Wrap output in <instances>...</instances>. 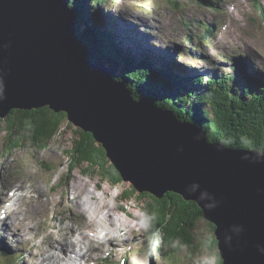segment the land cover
Masks as SVG:
<instances>
[{
    "label": "water",
    "instance_id": "obj_1",
    "mask_svg": "<svg viewBox=\"0 0 264 264\" xmlns=\"http://www.w3.org/2000/svg\"><path fill=\"white\" fill-rule=\"evenodd\" d=\"M69 5L0 0V118L63 114L137 194L194 202L215 228L222 264H264V155L209 142L198 125L134 100L106 66L81 55Z\"/></svg>",
    "mask_w": 264,
    "mask_h": 264
},
{
    "label": "rangeland",
    "instance_id": "obj_2",
    "mask_svg": "<svg viewBox=\"0 0 264 264\" xmlns=\"http://www.w3.org/2000/svg\"><path fill=\"white\" fill-rule=\"evenodd\" d=\"M112 1L102 7V20L110 24L119 18L114 21L115 30L125 50L138 57L148 55L159 70L164 63L181 74L197 71L204 77L219 76L234 72L241 63L247 73L264 76V0H207L209 6L195 0ZM183 22L193 24L194 39L189 44ZM208 25L213 32L201 42ZM198 46L200 53L194 52ZM153 56L160 57L162 64ZM64 119L47 146L24 142L7 153L1 130L5 122L0 118V253L8 250L10 254H0V264H39L41 257L56 256V250L43 254L52 238L58 243L72 239L74 250L81 253L71 229L73 235L85 233L98 240L93 251L82 250L92 255L89 264H213L214 256L203 249L195 255L186 249L148 251L141 205L121 200L129 184L114 188L83 176L79 169L68 176L66 152L79 136L78 128ZM17 197L24 220L14 218L19 211L9 216L13 214L9 204L19 208ZM207 223L203 219L197 225L198 243L208 238Z\"/></svg>",
    "mask_w": 264,
    "mask_h": 264
},
{
    "label": "trees",
    "instance_id": "obj_3",
    "mask_svg": "<svg viewBox=\"0 0 264 264\" xmlns=\"http://www.w3.org/2000/svg\"><path fill=\"white\" fill-rule=\"evenodd\" d=\"M109 1L70 0L69 7L76 17V46L85 59L108 67L116 80L124 82L135 100H146L171 111L180 121L198 125L209 142L264 155V76L247 73L241 63L234 72L219 76L204 77L197 71L181 74L171 64H162L160 57L153 56L155 62L162 64L159 70L149 61L148 55L138 57L126 51L117 37L119 32L100 18L102 7ZM195 1L209 6L207 0ZM192 25L185 22L188 44L194 39L190 33ZM204 31L201 42L207 41L213 32L210 25L205 26ZM201 49L198 46L194 52ZM61 118L64 117L53 115L47 109L10 111L3 118L5 123L1 128L9 148L7 153L24 142L37 147L47 146L61 128ZM77 133L79 139L66 152L68 176L79 169L87 178L100 179L114 188L120 186L121 179L103 148L89 134L79 130ZM121 200H135L141 205L143 238L148 251L170 253L186 249L195 255L203 249L214 256L213 264H222L212 224L207 223L208 238L197 242L195 232L203 216L194 202L184 201L173 193L157 199L149 194H137L132 188H128ZM0 254L10 256L8 250Z\"/></svg>",
    "mask_w": 264,
    "mask_h": 264
},
{
    "label": "bare ground",
    "instance_id": "obj_4",
    "mask_svg": "<svg viewBox=\"0 0 264 264\" xmlns=\"http://www.w3.org/2000/svg\"><path fill=\"white\" fill-rule=\"evenodd\" d=\"M258 7H260V5L258 6ZM261 11L263 12V10L261 9ZM102 17L103 16H101V19H102ZM101 21V20H100ZM119 22V18L117 19V21H116V19H112V22L109 24L108 22H106L109 26H112L113 27V29H115L116 28V26L115 25H113V24H115V22ZM130 26H132V25H130ZM135 28V27H134ZM127 30V29H126ZM123 32V31H122ZM120 33V32H119ZM123 34H124V32H123ZM142 34V33H141ZM145 40H147V39H145ZM145 40H143L142 41V45H144L143 44V42L145 41ZM128 42V44H129V41H127ZM131 43V42H130ZM130 45V44H129ZM155 47V46H154ZM20 188L21 187H19V188H17L18 190H20ZM15 195V194H14ZM10 198V197H9ZM19 197H17V199H18ZM3 199H8V196H5V197H3ZM2 201V200H1ZM12 201V200H11ZM2 202H4V200L2 201ZM19 202H20V200L18 199V206H19ZM11 207H12V209H11V211L10 212H12L13 211V214L12 215H9V216H11V217H14L15 215H16V211H19V213L17 214V216H15L14 218L15 219H21L22 218V220H24V218H23V213L21 212V208H20V206H19V208L17 207H15V205H11V204H9ZM8 205V206H9ZM10 207V208H11ZM14 207V208H13ZM9 208V209H10ZM4 214V213H3ZM20 215V216H19ZM60 232V231H59ZM70 232L72 233V236L71 237H73V240H75V242L77 243V245H78V249L79 250H81V252H82V250H91V251H93L94 250V247H95V245L97 244V241L98 240H96V239H94V237L93 236H89L88 234H85V233H83V234H79V233H77L76 235L74 234L73 235V229H71L70 230ZM88 232V231H87ZM70 235V234H69ZM54 236V235H53ZM77 236H78V238H77ZM61 238V237H60ZM107 238V237H106ZM52 240H53V242L51 241V244H50V246H49V248L47 249V250H45L44 252H43V254L46 252V251H51V253L50 254H53L54 252H53V250H56V256H48V257H41V259L42 260H40V262H38L39 264H71V262L74 260V258L75 259H77L78 257H80V258H83L84 260H91V258H92V255L91 254H82V253H77L75 250H74V247H75V243H73V241H72V239H70L71 240V242H70V240L67 238V239H63L62 241H63V243H58L54 238H52ZM88 246V247H87ZM7 248H8V246H6ZM90 248V249H89ZM57 251L61 254H58L57 253ZM90 253V252H89ZM42 254V255H43ZM39 261V260H38ZM37 264V263H36Z\"/></svg>",
    "mask_w": 264,
    "mask_h": 264
}]
</instances>
